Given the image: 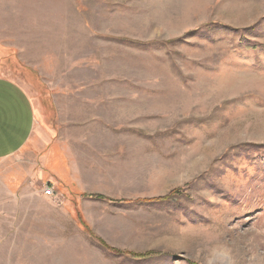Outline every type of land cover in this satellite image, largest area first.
<instances>
[{"label":"rangeland","instance_id":"1","mask_svg":"<svg viewBox=\"0 0 264 264\" xmlns=\"http://www.w3.org/2000/svg\"><path fill=\"white\" fill-rule=\"evenodd\" d=\"M0 80V264H264V0H0Z\"/></svg>","mask_w":264,"mask_h":264},{"label":"crops","instance_id":"2","mask_svg":"<svg viewBox=\"0 0 264 264\" xmlns=\"http://www.w3.org/2000/svg\"><path fill=\"white\" fill-rule=\"evenodd\" d=\"M35 122L36 109L25 91L0 80V159L16 154L28 143Z\"/></svg>","mask_w":264,"mask_h":264},{"label":"built area","instance_id":"3","mask_svg":"<svg viewBox=\"0 0 264 264\" xmlns=\"http://www.w3.org/2000/svg\"><path fill=\"white\" fill-rule=\"evenodd\" d=\"M42 195L45 196V197H52L53 196V190L51 187L49 186H45L43 189H42Z\"/></svg>","mask_w":264,"mask_h":264},{"label":"trees","instance_id":"4","mask_svg":"<svg viewBox=\"0 0 264 264\" xmlns=\"http://www.w3.org/2000/svg\"><path fill=\"white\" fill-rule=\"evenodd\" d=\"M95 198H99V197H95Z\"/></svg>","mask_w":264,"mask_h":264}]
</instances>
